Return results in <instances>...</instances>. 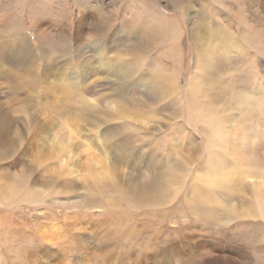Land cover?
Returning <instances> with one entry per match:
<instances>
[{"label": "rangeland", "instance_id": "374dc122", "mask_svg": "<svg viewBox=\"0 0 264 264\" xmlns=\"http://www.w3.org/2000/svg\"><path fill=\"white\" fill-rule=\"evenodd\" d=\"M37 2L0 0V264H264V0Z\"/></svg>", "mask_w": 264, "mask_h": 264}, {"label": "bare ground", "instance_id": "6f19581e", "mask_svg": "<svg viewBox=\"0 0 264 264\" xmlns=\"http://www.w3.org/2000/svg\"><path fill=\"white\" fill-rule=\"evenodd\" d=\"M218 2H222L223 0H217ZM19 2V1H18ZM226 5V4H225ZM41 6V8H40ZM44 0H38L37 4H36V7H35V10H34V13L36 14L37 11L40 10V12L43 11L44 9ZM250 9V8H249ZM257 13V12H256ZM258 15V14H257ZM242 16V15H240ZM31 17V16H30ZM36 19V18H35ZM240 20V19H239ZM243 21L242 22H245V25L244 28H245V39L248 43H253L254 47L258 50L259 53H264V36L261 35V30L258 29L257 25H253V24H248L247 20L242 19ZM153 21V20H152ZM241 21V20H240ZM154 24H151L150 23V28H151V32L148 33L147 35L148 36H159L162 31V28H163V31H165L166 33L169 32L168 29H166L165 26H158L155 24V22L153 21ZM219 26V25H218ZM237 28V27H236ZM229 30V29H228ZM176 28L173 29L172 31V39H174V37L176 36ZM235 31V30H234ZM264 30H262L263 32ZM148 32V31H147ZM223 32V31H222ZM240 33V32H239ZM223 36V35H222ZM223 38V37H222ZM221 38V39H222ZM234 39V38H233ZM220 40V39H219ZM246 42V43H247ZM43 48L44 49H47V50H51L52 49V44L50 42V40H45L44 44H43ZM3 51V47H0V52ZM25 57H28L29 55L24 53L23 54ZM264 55V54H263ZM30 65L33 64V62L31 61L29 63ZM4 122V121H3ZM3 122H0V128H3L2 126H4L5 124ZM5 128V126H4ZM37 128V127H36ZM4 131V129H3ZM2 131V132H3ZM6 131V130H5ZM6 132H4L5 134ZM41 138V137H40ZM38 139V138H37ZM34 142V141H33ZM59 146V145H58ZM49 147V146H48ZM61 147V146H60ZM65 144L61 147V149H57V147H51L48 149L49 151V155H48V158L47 159L45 157L46 154H44V157L46 158L47 161H53L52 163V166L54 165H58V173L60 172L61 176H63V174H65V171L67 172H70L71 175L73 174H76L73 170H69V167H68V162H69V159H68V154H69V149H65ZM42 150V149H41ZM47 150L45 149V152ZM44 152V150H43ZM104 156V155H103ZM106 157V156H104ZM108 169H107V165H106V162H105V159L102 157L101 154H93V156H90L88 158V161L86 162L85 166H84V172H86L87 175L91 176V177H95L97 180H103L105 178L108 177ZM77 176V175H76ZM41 188V187H40ZM59 188V187H58Z\"/></svg>", "mask_w": 264, "mask_h": 264}]
</instances>
